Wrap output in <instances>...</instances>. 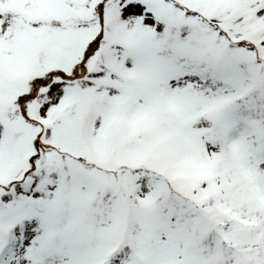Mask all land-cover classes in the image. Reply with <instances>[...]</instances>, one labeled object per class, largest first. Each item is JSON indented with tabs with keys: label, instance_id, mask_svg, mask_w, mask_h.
Masks as SVG:
<instances>
[{
	"label": "snow or ice",
	"instance_id": "1",
	"mask_svg": "<svg viewBox=\"0 0 264 264\" xmlns=\"http://www.w3.org/2000/svg\"><path fill=\"white\" fill-rule=\"evenodd\" d=\"M0 264H264V0H0Z\"/></svg>",
	"mask_w": 264,
	"mask_h": 264
}]
</instances>
